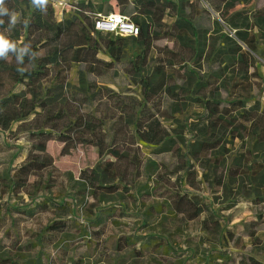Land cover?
Wrapping results in <instances>:
<instances>
[{"label":"rangeland","instance_id":"1","mask_svg":"<svg viewBox=\"0 0 264 264\" xmlns=\"http://www.w3.org/2000/svg\"><path fill=\"white\" fill-rule=\"evenodd\" d=\"M68 1L73 8L67 16H72L78 0ZM135 1L128 0L125 8L108 0L102 14L113 9L132 18L127 13ZM185 7L197 33H185L189 47L175 39L177 15L167 12L150 47L126 38L120 43L124 58L117 63L108 49L86 46L80 62L89 74L87 84L80 83L78 66L69 73L75 105L87 120L104 124L109 142L123 140L122 129L130 133V146L122 144L120 150L133 164L120 193L105 196L92 181L82 179L109 156L92 145H79L65 155L64 144L56 140L47 145L50 166L31 179V187L12 190L32 141L18 125L0 129V264H254L252 259L264 264V175L254 181L229 174L234 160L253 150L255 138L227 136L220 167L215 166L218 156L196 161L188 150L196 140L189 127L199 123L208 102L228 106L242 100L247 107L260 102L264 109L260 36L247 74L219 55L226 50L225 35L238 41L224 18H237L241 12L252 20L264 11V0L240 2L234 9H227L224 0H189ZM96 15L81 11L82 17ZM188 72L196 78L190 81ZM174 87H187L176 90L178 100L171 95ZM179 137L185 145L159 153L166 139ZM256 157L264 160V153ZM38 203L45 205L33 217L22 213ZM63 204L74 210L68 218L59 217L66 209L57 213L53 207ZM109 208L113 212L104 213ZM52 226L64 228L51 235ZM158 239L165 247L161 252L146 245Z\"/></svg>","mask_w":264,"mask_h":264},{"label":"trees","instance_id":"2","mask_svg":"<svg viewBox=\"0 0 264 264\" xmlns=\"http://www.w3.org/2000/svg\"><path fill=\"white\" fill-rule=\"evenodd\" d=\"M107 1L100 0L101 4H97L94 0H78V10L72 16H67L70 11L68 9L62 21L56 19L50 0L46 3L38 0H2L0 3V42H3L0 43V129L10 130L18 125V131L27 133L32 141L31 154L27 163L16 173L12 190L31 187V179L50 166L51 160L46 155V150L48 143L55 140L64 144L65 155L79 145H92L98 149L100 155L110 157L109 160L102 161L89 176L82 177L92 181L94 188L103 195H114L126 189L121 186V182L128 174L127 167L133 164V159L129 158L127 152H121L120 146H130V133L122 129L124 139L116 142L112 138L109 142L104 124L87 120L75 105L78 100L70 93L68 82L70 71L78 66L79 81L87 84L89 74L80 62L86 46L108 49L117 63L124 58L120 43L126 38L119 37L113 41L108 38L112 34L96 31L95 18L81 16V11L104 13V4ZM127 1L117 0L118 6L127 8ZM187 1L189 0H136L133 10L125 13L132 17L130 19L139 27L140 34L137 38L130 39L150 47L155 29L164 23L167 12H173L177 15V20L172 33L184 47H189L190 36L185 33H197L193 22L186 16ZM248 1L224 0V3L227 9H234L238 3ZM112 11L110 9L107 14L115 13ZM235 16L237 18H224V21L235 32L238 41L225 35L226 50H220L219 55L225 57L230 65L240 66V72L247 74L254 65L252 52L258 51V36L264 41V11H257L252 20L241 12ZM239 42L248 50H244ZM43 52L44 55H41ZM187 78L191 81L196 75L188 72ZM16 86H20L21 90L16 91ZM183 88L187 87L170 88L171 95L176 98L174 100L179 97L176 90ZM124 113L129 115L126 111ZM189 128L196 134L195 142L188 147L191 158L208 161L210 156H218L215 159L216 167L225 164L221 158L224 157L227 136L241 140L254 137L253 150L240 154L229 169V174L232 179L246 176L254 181L264 175V160L256 157L260 152L264 153V109L260 102L247 107L242 100L231 101L228 106L212 100L208 102L199 123H193ZM236 132L239 135H235ZM183 141L181 137L168 138L159 148V153L172 152L175 147L185 145ZM253 157L254 162L251 161ZM263 183L258 187H262ZM43 205L45 203H38L35 208H27L22 213L33 217L37 208L40 210ZM53 207L57 213L67 210L60 214V218H68L74 211L66 208L64 204ZM43 209V212L50 210L49 206ZM105 212L111 213L113 208L104 210ZM63 228L61 230L52 226L48 231L53 235V232L63 231ZM127 240L130 241V238ZM146 245L156 248L157 252L165 249L159 239ZM251 261L258 264L254 259Z\"/></svg>","mask_w":264,"mask_h":264},{"label":"built area","instance_id":"3","mask_svg":"<svg viewBox=\"0 0 264 264\" xmlns=\"http://www.w3.org/2000/svg\"><path fill=\"white\" fill-rule=\"evenodd\" d=\"M55 9L58 21L64 19L65 13L72 8L68 0H50ZM95 29L103 34H112L123 38H137L140 34L139 27L127 16L118 13L95 16Z\"/></svg>","mask_w":264,"mask_h":264},{"label":"clouds","instance_id":"4","mask_svg":"<svg viewBox=\"0 0 264 264\" xmlns=\"http://www.w3.org/2000/svg\"><path fill=\"white\" fill-rule=\"evenodd\" d=\"M34 2H37V0H34ZM38 2L46 3L47 0H38ZM0 3H2V0H0ZM3 43V42H0ZM6 47V45H4Z\"/></svg>","mask_w":264,"mask_h":264}]
</instances>
